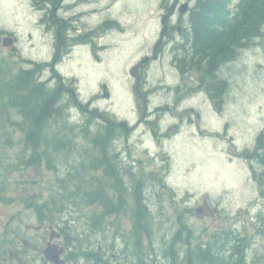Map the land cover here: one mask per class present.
I'll use <instances>...</instances> for the list:
<instances>
[{
    "label": "rangeland",
    "instance_id": "374dc122",
    "mask_svg": "<svg viewBox=\"0 0 264 264\" xmlns=\"http://www.w3.org/2000/svg\"><path fill=\"white\" fill-rule=\"evenodd\" d=\"M62 3L77 6L65 8L61 7ZM262 3L260 0V7L264 6ZM163 5L166 0H57L51 9L59 12L49 14L54 30H48L51 26L42 20V15H48V10L44 13L42 9L44 0H0V56L8 57L15 67L29 66L30 61H50L52 68L43 70L41 76L45 81L55 80L52 85L63 84L61 81L66 84L63 86L69 90L66 89L65 99L75 105L68 106L63 97L64 110L68 107L69 116L82 126L97 132L101 120L104 121L100 115L105 120L125 119L131 123L121 138L120 160L131 170L155 173L146 174L145 179L157 186H153L155 233L149 239L153 245L146 242L145 254L149 255L156 247L157 262L166 264L164 238H171L170 232L176 231L181 220L184 227H191V232L196 230L195 235L202 240L213 232L223 233L224 228L234 232L238 229L243 234L242 244L254 254L250 256L252 262L249 260L247 264H264V163L256 153V137L264 126L262 42L244 48L241 56L238 53L237 62L225 77L228 81L224 91L214 99L207 90L209 87L203 85L199 70H180L176 55L182 48L176 39L166 45L159 44ZM74 13H79V17L70 18ZM105 16L107 20L118 19L117 30L107 32L106 26H101ZM72 23L83 30L84 39L91 36L87 33L89 29L98 27L100 36L95 44L78 42L75 37L71 38L73 44L67 45L66 41L58 49L56 32L61 30L64 35ZM10 33H15L18 40L6 46L2 41ZM104 84L108 85V98ZM145 102L150 110L154 109L152 115L145 110ZM214 102H219L217 108ZM158 106L166 109L160 110ZM81 125L76 126L80 131L77 145L90 147ZM22 137L15 130L13 136L9 133L8 138L4 136L0 141V162L11 168L8 175L0 178V234L14 228L28 237L26 234L35 230L40 220L34 199L43 195L38 200L41 203L48 196L47 186L53 183L56 170L48 168V160L39 165H25L26 158L32 155L28 150L27 156L22 157L25 147ZM117 145L115 150H121L119 142ZM247 146L255 148L249 161L236 154ZM0 169L6 168L0 166ZM98 173L103 172L98 170ZM108 183L117 197L127 194L120 185ZM209 204L213 211L206 209L203 216L196 214L198 207L208 208ZM94 209L100 208L90 206L85 212L78 211L71 231L83 232V236H74L73 240L78 246H82L81 242L89 243L86 248L93 249L89 238H102L108 247L113 241L111 234L107 238L105 231L102 234L96 231L91 236L84 231L87 213ZM62 216L63 213H58V219ZM115 218L116 214L110 216ZM119 219L123 230L129 233L128 216L120 215ZM141 238L148 240L145 235ZM122 243L117 241V249L113 246L103 254L102 264H108L107 260L110 264L118 261L113 253L124 251L125 256L129 252L134 255L133 246L128 250ZM73 264L100 262L75 259Z\"/></svg>",
    "mask_w": 264,
    "mask_h": 264
},
{
    "label": "trees",
    "instance_id": "16d2710c",
    "mask_svg": "<svg viewBox=\"0 0 264 264\" xmlns=\"http://www.w3.org/2000/svg\"><path fill=\"white\" fill-rule=\"evenodd\" d=\"M227 1L229 0H203L200 3L196 24L193 27L192 17L191 26L185 29L186 40L179 45L181 52L176 55L180 70L192 72L195 68L200 71L201 81L209 87L207 90L214 99L224 91L228 81L225 77L229 76L230 67L237 62L239 50L252 47L258 41L262 42L264 48V6L260 7V0H241L240 11L234 14L227 9ZM235 37H238L237 41ZM30 62L29 66L15 67V63L8 57L0 56V141L4 136L8 138L9 133L13 136L15 130L21 132L22 141L25 142L22 157L27 156L25 152L28 150L32 155L26 158L24 164L39 165L48 160V168L56 170L53 183L47 186L48 196L41 203L38 200L43 195H37L34 199L39 218L55 221L58 213H63V216L70 213L71 216H64V224L70 244H76L73 237L83 236V232L71 231L78 211L85 212L84 209L90 206L99 207V210L87 213L84 231L90 236L96 231L101 234L105 231L107 238L111 234L113 246L115 238L125 236L126 232L121 221H118L120 219L113 220L110 216L116 214L120 217L119 215L126 214L131 218V225L123 244L128 250L133 246V264H159L156 247L149 255L143 252L146 242H150L149 239L155 233L157 188L156 183L145 179V175L155 173H145L139 169L134 171L121 162V151H116L114 146L118 147L117 141L125 134L123 126L114 127L101 121L96 132L89 126H82L77 120H72L74 117L69 116L66 110L68 107L64 110L62 104L66 89L69 90L63 86L66 84L61 81L63 84L52 85L55 80L45 81L41 76L43 70L52 68V63ZM65 102L68 106L75 105L66 99ZM77 125H81L82 133L85 137L88 136L90 147L77 145L76 136L80 133ZM257 140L256 153L260 162L264 163V139L259 137ZM82 148H85L84 153ZM253 152L245 149L242 154L249 156ZM60 163L63 166H59ZM0 166L6 168L0 169V178L11 171V168L1 162ZM98 170L103 173L99 174ZM160 180L165 182L163 177ZM109 181L123 187L128 195L117 197L111 191ZM1 189L0 185V191ZM186 227L187 233L184 235H181V231H175L174 234L171 232V238H164L167 243L163 246V255L171 264L252 262L250 256L253 257L254 254L242 244L243 234L237 228L235 232L224 228L221 230L223 233L213 232L206 240H202L195 235L196 230L191 232L187 225ZM143 234L147 241L142 240ZM89 239L92 240L89 242H92L93 249L86 248L89 243H80L82 259L94 263L102 258L99 253L100 243L99 240ZM171 244L173 248L170 249Z\"/></svg>",
    "mask_w": 264,
    "mask_h": 264
},
{
    "label": "flooded vegetation",
    "instance_id": "af4514ba",
    "mask_svg": "<svg viewBox=\"0 0 264 264\" xmlns=\"http://www.w3.org/2000/svg\"><path fill=\"white\" fill-rule=\"evenodd\" d=\"M203 0H166V5H163L162 7V15H161V35L163 39L159 44L164 43V45L169 44L170 42H175L174 39L178 42V44H182L186 40V34L185 29H189L192 22L193 17V27L196 24V17L197 13L199 11L200 3H202ZM57 0H44L45 7L42 9H45L44 13H46V10L48 15L46 14V17L42 15V20L44 23H49L51 27H47L48 30H54L52 28V25L50 24L49 14H57L59 11H56L55 8L51 9L53 5H56ZM61 1H58L60 3ZM241 0H229L226 3L228 4L227 9L231 11V13H235L240 11V5ZM188 4L187 10L182 5ZM39 4V2L37 3ZM74 6H77L76 4H70V5H64L61 4V7L65 8H72ZM57 7V6H56ZM47 8V9H46ZM60 9V6L57 7ZM79 13H74L73 16L70 18H76L79 17ZM49 19V20H48ZM218 19L220 20V17L218 16ZM103 25L102 27L106 26L110 22L117 23L114 20H111L110 18L107 20L106 16L104 20L102 21ZM112 23V24H113ZM111 24V25H112ZM111 25L109 27H106V31H109L112 29ZM78 25H74V23L71 24V26H68L67 31L64 32V35L62 34L63 31L56 32V36L59 39V45L58 49H61V45L67 41V45L73 44L74 42L71 41V38L78 37V39H75L78 42H88L93 43L99 38V34L97 33V28L94 27L93 30L89 29L87 33H90L91 36H89L87 39L82 38L84 36L83 30L78 29ZM101 28V27H100ZM46 30V29H45ZM74 30H80L81 33H75ZM73 31V32H72ZM86 32V31H84ZM238 39V37H236ZM226 40V38H225ZM158 44V45H159ZM60 51V50H59ZM59 51L57 52V55H59ZM223 53H226L225 51ZM241 56L242 50H239L238 52ZM215 107L217 108V103H214ZM145 110L148 112L149 115H152L154 110L149 109L148 102H145ZM141 109V108H140ZM146 115V112L144 113V116ZM124 122L120 121H114L110 120L109 125H113L114 127L123 125ZM262 132V133H261ZM257 135V139L259 137L264 136V126L263 130ZM250 148V147H249ZM251 150H254L252 147ZM253 171H256L254 169ZM143 192V197H144ZM201 206V208L198 209V213L202 214V216L206 213V209L213 211L212 206L209 204L207 206ZM193 217V216H192ZM188 218H191L189 216ZM130 223L131 218L128 217ZM115 220V219H114ZM66 220L64 219V216L60 219H56L55 221H49V225L47 224V221L41 220L38 222L35 226V230L29 231L26 236L22 235L18 231H4L5 233L0 234V264H73V261L75 259H78L79 261H82V252L79 250L78 247L73 246V244H70L69 235L66 229V225L64 224ZM182 222V221H181ZM48 225V226H47ZM185 224H181L177 226L176 231H181V235H184L185 232L187 233L186 227H184ZM191 228V227H190ZM128 232L125 236H127ZM6 235V241L5 236ZM125 236H121V238H115V243L118 241L120 243L125 242ZM13 238V239H12ZM9 239H12L8 242ZM102 241V240H101ZM123 244V243H122ZM107 243L102 245L99 244V253L101 254L102 258H100L98 261L100 264H102V261L104 260V255L107 254L109 251V248H112L115 246V244L112 246V242L109 243L108 247L106 246ZM124 245V244H123ZM105 248L104 250L102 249ZM115 249L117 247L115 246ZM193 249V246L191 247ZM77 250V251H76ZM124 251L122 253H113V257L117 258L118 261L113 262L112 264H133V256L132 253L129 252V255L125 256ZM125 257V258H124ZM123 259V260H122ZM122 260V261H120ZM168 261V260H167ZM110 263V262H107ZM166 264H171L169 261L166 262Z\"/></svg>",
    "mask_w": 264,
    "mask_h": 264
},
{
    "label": "water",
    "instance_id": "95a60500",
    "mask_svg": "<svg viewBox=\"0 0 264 264\" xmlns=\"http://www.w3.org/2000/svg\"><path fill=\"white\" fill-rule=\"evenodd\" d=\"M184 7H187L186 4H185ZM13 43H14V38L12 36H6V37H4V39H3V44L4 45L10 46ZM103 89L105 90V96L106 97H109L110 93L107 91V85L106 84L103 85Z\"/></svg>",
    "mask_w": 264,
    "mask_h": 264
}]
</instances>
